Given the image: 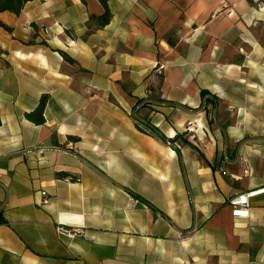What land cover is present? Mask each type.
<instances>
[{
	"label": "crops",
	"instance_id": "0c3cea01",
	"mask_svg": "<svg viewBox=\"0 0 264 264\" xmlns=\"http://www.w3.org/2000/svg\"><path fill=\"white\" fill-rule=\"evenodd\" d=\"M108 6L0 12V264H264V0Z\"/></svg>",
	"mask_w": 264,
	"mask_h": 264
},
{
	"label": "trees",
	"instance_id": "16d2710c",
	"mask_svg": "<svg viewBox=\"0 0 264 264\" xmlns=\"http://www.w3.org/2000/svg\"><path fill=\"white\" fill-rule=\"evenodd\" d=\"M30 0H0V12L8 10L11 11L15 14H19L20 11L22 10L24 4L26 2H28ZM100 2V4L102 5L103 11L101 14L99 15H92L90 17L91 20H93L96 25L98 26H104L105 24H107L111 18V12L108 6V0H98ZM0 27H3L5 29H10L9 26H7L5 23H3L0 20ZM62 55L68 59L69 57L62 52ZM48 100V95L47 94H43L40 97V100L38 102V105L31 111L26 112L25 115L28 119H30L31 121L35 122L36 124H42L45 121L43 112L46 106V102ZM1 123V121H0ZM177 137V135L175 136V138ZM70 139L72 140H77L78 137L76 136H69ZM59 176H65L67 175L66 172H58L57 173ZM3 221L2 218H0V222Z\"/></svg>",
	"mask_w": 264,
	"mask_h": 264
},
{
	"label": "built area",
	"instance_id": "2783aa9c",
	"mask_svg": "<svg viewBox=\"0 0 264 264\" xmlns=\"http://www.w3.org/2000/svg\"><path fill=\"white\" fill-rule=\"evenodd\" d=\"M162 68V65L159 66V69ZM186 129L188 131H191V127L188 125L186 127ZM68 145H72V142H68ZM253 192H249V193H246V194H241V195H238L236 197H233L230 202L231 204L233 205V214L235 216H248V197L252 194ZM43 194H45L43 192ZM48 200V197H44L43 201L46 202ZM58 231L62 232V233H71V232H76V231H71V230H67V229H64L63 227H59L58 228Z\"/></svg>",
	"mask_w": 264,
	"mask_h": 264
},
{
	"label": "water",
	"instance_id": "95a60500",
	"mask_svg": "<svg viewBox=\"0 0 264 264\" xmlns=\"http://www.w3.org/2000/svg\"><path fill=\"white\" fill-rule=\"evenodd\" d=\"M76 155V154H75ZM76 156H78V155H76ZM92 166V165H91ZM97 170V169H96Z\"/></svg>",
	"mask_w": 264,
	"mask_h": 264
}]
</instances>
